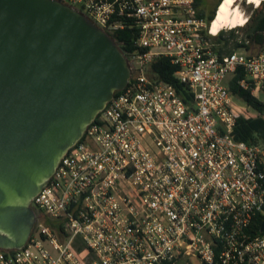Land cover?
<instances>
[{"label": "built area", "instance_id": "obj_1", "mask_svg": "<svg viewBox=\"0 0 264 264\" xmlns=\"http://www.w3.org/2000/svg\"><path fill=\"white\" fill-rule=\"evenodd\" d=\"M62 1L110 35L134 28L138 50L127 86L33 198L27 243L0 249V264H264V232L249 230L264 216V142L235 138L228 85L241 68L258 97L264 44L220 55L195 0ZM162 56L189 100L150 74Z\"/></svg>", "mask_w": 264, "mask_h": 264}, {"label": "water", "instance_id": "obj_2", "mask_svg": "<svg viewBox=\"0 0 264 264\" xmlns=\"http://www.w3.org/2000/svg\"><path fill=\"white\" fill-rule=\"evenodd\" d=\"M130 77L116 40L73 6L0 0L1 250L27 243L33 198Z\"/></svg>", "mask_w": 264, "mask_h": 264}, {"label": "trees", "instance_id": "obj_3", "mask_svg": "<svg viewBox=\"0 0 264 264\" xmlns=\"http://www.w3.org/2000/svg\"><path fill=\"white\" fill-rule=\"evenodd\" d=\"M202 1L195 0L197 15L206 20L207 28L204 31V38L211 44L214 51L220 55L234 51L240 52L238 49H244V52L247 53L246 51H251L252 47H257L258 52L261 51L264 44V0H261L260 4L255 8H252V3H248L250 14L244 25L224 28L217 34H212L208 31V28L221 0H217L208 13L202 5ZM111 36L126 55L138 50L136 30L134 28L126 27L114 31ZM247 54L253 55L254 53ZM177 70L178 65L174 64L170 57L165 56L158 57L150 66L151 75L173 84L178 93L185 100H189L191 94L187 91L186 85L175 75ZM243 78H245L243 69H237L228 81L229 89L232 94L238 96L250 109H253L254 113L239 114L237 116L234 135L237 140L248 143L264 142V99L255 96L250 88L242 87L240 80ZM261 95L264 96V85L261 89ZM263 221V215L254 218L249 229L250 232L254 234L261 233L260 227Z\"/></svg>", "mask_w": 264, "mask_h": 264}, {"label": "bare ground", "instance_id": "obj_4", "mask_svg": "<svg viewBox=\"0 0 264 264\" xmlns=\"http://www.w3.org/2000/svg\"><path fill=\"white\" fill-rule=\"evenodd\" d=\"M247 2L255 3L258 6L261 0H247ZM246 22L247 18L241 9L240 0H222L215 18L210 24L209 31L212 34H217L221 29L241 26Z\"/></svg>", "mask_w": 264, "mask_h": 264}, {"label": "rangeland", "instance_id": "obj_5", "mask_svg": "<svg viewBox=\"0 0 264 264\" xmlns=\"http://www.w3.org/2000/svg\"><path fill=\"white\" fill-rule=\"evenodd\" d=\"M217 0H203L202 1V5L205 7L206 9V12H210V10L214 7L215 3H216ZM248 2L247 0H240V6H241V9L243 10L246 18L248 19L249 17V14H250V10L248 8ZM252 8H255L256 5L255 3H252ZM240 52H244L245 50L244 49H238ZM247 53H257L258 52V48L257 47H252L251 48V51H246ZM258 97H261L264 99V96L261 95V92L260 94L258 95ZM234 103H235V108H236V111L238 114H253L254 113V110L253 109H246L244 107H241V105L243 106V101L239 98V97H235L234 98ZM242 103V104H240Z\"/></svg>", "mask_w": 264, "mask_h": 264}]
</instances>
